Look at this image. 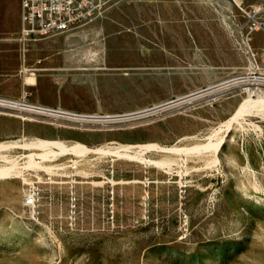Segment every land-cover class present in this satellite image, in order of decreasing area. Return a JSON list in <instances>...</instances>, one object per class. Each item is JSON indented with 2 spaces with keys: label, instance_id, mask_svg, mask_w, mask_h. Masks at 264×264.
<instances>
[{
  "label": "rangeland",
  "instance_id": "1",
  "mask_svg": "<svg viewBox=\"0 0 264 264\" xmlns=\"http://www.w3.org/2000/svg\"><path fill=\"white\" fill-rule=\"evenodd\" d=\"M177 1L175 29L88 25L25 59L0 31L1 98L109 118L0 111V264H264V93L177 101L244 67L211 8Z\"/></svg>",
  "mask_w": 264,
  "mask_h": 264
},
{
  "label": "built area",
  "instance_id": "2",
  "mask_svg": "<svg viewBox=\"0 0 264 264\" xmlns=\"http://www.w3.org/2000/svg\"><path fill=\"white\" fill-rule=\"evenodd\" d=\"M150 1L154 0H20L21 27L17 42L24 55L30 43L88 26L119 3ZM187 1L211 8L215 21L225 31L232 48L244 62V67L241 71L217 83L198 88L177 101L188 99L196 102L205 97L208 103H212L218 96L235 91L245 94L264 93V0ZM257 32L263 34V42L258 49L253 45V36ZM17 102L26 106L35 105L0 97V111L5 114L15 112L13 106H18ZM45 112L46 117L61 122L85 118L84 114L61 109L45 108ZM37 199L38 191L35 188L23 191L22 204L25 207L34 210Z\"/></svg>",
  "mask_w": 264,
  "mask_h": 264
},
{
  "label": "crops",
  "instance_id": "3",
  "mask_svg": "<svg viewBox=\"0 0 264 264\" xmlns=\"http://www.w3.org/2000/svg\"><path fill=\"white\" fill-rule=\"evenodd\" d=\"M152 19L158 20L161 25L170 23L171 29L177 28L178 1L154 0L150 2H122L109 8L102 17L98 18L90 25L96 26V28H98L102 32V34L106 38L105 42H107L108 44L110 38L115 37V35H117V33L120 31L119 29L124 30L129 28H138L141 23ZM20 27V0H0V31L17 33V41ZM114 40L118 41L119 39L115 38ZM33 43L36 42L30 43L24 55L22 54L24 59L26 53L28 52L29 46ZM253 45L256 49H258L262 44L255 45L253 36Z\"/></svg>",
  "mask_w": 264,
  "mask_h": 264
},
{
  "label": "bare ground",
  "instance_id": "4",
  "mask_svg": "<svg viewBox=\"0 0 264 264\" xmlns=\"http://www.w3.org/2000/svg\"><path fill=\"white\" fill-rule=\"evenodd\" d=\"M17 103H18V106H13V108L16 109V111L14 113L16 114L17 117H19L23 120L30 118V117H34V116H46L45 108L42 106H35L33 104H31L33 106H26L24 103H19V102H17ZM84 116H85V118H83L82 120H79V121H76L73 119L71 121L70 120H64L62 122H68V123L84 122V123H87V121L88 122H99V121H104V120L109 119L107 117L100 118L98 116L86 115V114H84ZM28 120H30V119H28ZM53 120L58 121L57 119H53ZM59 122H61V121H59Z\"/></svg>",
  "mask_w": 264,
  "mask_h": 264
}]
</instances>
